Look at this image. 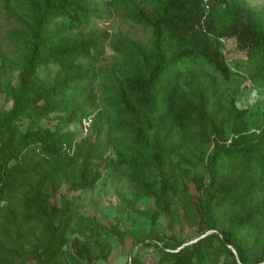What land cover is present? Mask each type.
Returning a JSON list of instances; mask_svg holds the SVG:
<instances>
[{
    "label": "trees",
    "instance_id": "trees-1",
    "mask_svg": "<svg viewBox=\"0 0 264 264\" xmlns=\"http://www.w3.org/2000/svg\"><path fill=\"white\" fill-rule=\"evenodd\" d=\"M107 5L149 43L91 29L105 20L100 0H3L14 27L13 49L0 45L10 104L0 106V264H94L107 235L131 238L125 264H145L138 247H153L158 264H264V122L250 121L261 102L239 107L245 88L227 98L219 86L238 75L264 93V5ZM227 39L244 60L227 62ZM105 45L107 72L95 66ZM98 78L109 85L102 107ZM83 119L85 134L70 129ZM108 168L133 188L120 211L145 217L147 230L83 221L79 196Z\"/></svg>",
    "mask_w": 264,
    "mask_h": 264
},
{
    "label": "rangeland",
    "instance_id": "rangeland-1",
    "mask_svg": "<svg viewBox=\"0 0 264 264\" xmlns=\"http://www.w3.org/2000/svg\"><path fill=\"white\" fill-rule=\"evenodd\" d=\"M108 0H100V5L103 7L105 13V20L97 23L95 20L92 22L91 29L95 31H106L109 34L122 33L142 44H148L150 34L148 31L141 29V27L134 25L130 21L122 20L113 11L108 8ZM252 6L264 5V0H245ZM11 21L6 17L3 10V0H0V45L4 51H11L13 44L8 38V32L13 28ZM89 29H82L81 33L88 32ZM104 54L95 61V66L99 67L106 72L108 71V63L113 58L112 51L105 45ZM225 57L228 63L238 59H245V54L239 51L232 40L225 41ZM220 89L224 92L225 96L229 98L234 90L238 88H245L242 90L240 97L237 100L239 107L251 106L256 101L261 102L259 105L258 113L264 110V93H261L256 86H252L248 81L241 82L240 76H233L230 82L223 83L220 79ZM241 82V83H240ZM108 83H104L102 79H97L94 86V93L97 97L96 103L102 107L104 100V91L108 88ZM0 106L8 108L10 106L4 100V96L0 94ZM261 109V110H260ZM254 113L250 117V121L255 126H259L264 122V116ZM50 116L51 124L55 119ZM70 129L80 131L83 134L86 131L81 124H72ZM82 135V134H80ZM190 190L195 193V189L190 184ZM63 191V190H62ZM133 191L132 186L128 181L120 175V173L108 168L103 172L101 179L92 190L80 194L79 203H81V213L83 221L86 223L99 222L101 224H114L115 219L120 218L119 227L122 229H145L149 227L148 220L136 213L130 212L128 209L121 212L120 209L124 207L125 203L122 200L123 196H129ZM70 197L76 198L77 194ZM129 212V213H128ZM178 233L188 238L192 229L189 225L184 224V227ZM106 240L109 246V253L106 259L95 261L94 264H125L128 259L129 249L131 247V238L125 237L121 243L119 240L112 236L107 235ZM133 256L140 257L145 264H158L159 253L153 247H138L133 251Z\"/></svg>",
    "mask_w": 264,
    "mask_h": 264
},
{
    "label": "built area",
    "instance_id": "built-area-1",
    "mask_svg": "<svg viewBox=\"0 0 264 264\" xmlns=\"http://www.w3.org/2000/svg\"><path fill=\"white\" fill-rule=\"evenodd\" d=\"M90 123V119H83L82 121V127L85 131H87L88 125Z\"/></svg>",
    "mask_w": 264,
    "mask_h": 264
}]
</instances>
